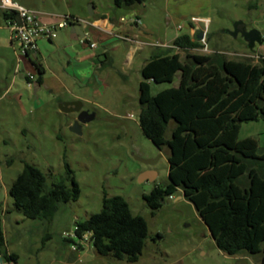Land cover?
Here are the masks:
<instances>
[{
	"label": "rangeland",
	"instance_id": "obj_1",
	"mask_svg": "<svg viewBox=\"0 0 264 264\" xmlns=\"http://www.w3.org/2000/svg\"><path fill=\"white\" fill-rule=\"evenodd\" d=\"M47 1L59 13L70 6L73 13L84 10V14L90 13L93 2L100 12L112 13L116 19L124 17V24L129 19L125 13L134 9L142 17L138 40L146 44L129 58L130 44L114 33L108 41L113 44L109 57L101 55V67L95 77H90V84L86 81L81 85L62 73V69L71 75L75 73L66 66L68 55L75 53L68 48L71 46L61 43L59 47L42 48L40 57L48 69L59 71L66 88L83 97V110L96 115L82 126V134L78 135L70 130L77 114L64 113L59 108V100L73 99L71 92L63 90L62 95L55 97L46 87L29 89L25 81L15 77L14 47L20 53L18 43L13 45L10 37L2 36L0 87H6L15 78L14 91L22 94L21 102L13 98V92L0 99V203L8 209L6 239L8 249L19 257L18 264H235L217 249L194 205L181 193L166 198L156 211L144 200V195L150 194L156 185L168 183L169 150L159 149L141 130L139 85L142 65L154 48L172 46L177 36L189 32L194 38L198 35L197 30H191L192 17L207 18L210 22L208 28L198 24L199 29H207L204 47L181 51L183 60L188 53L210 54L216 50L231 59L246 58L257 63L264 56V42L250 50L242 36L233 38L227 31L233 30L236 21H243L248 29L259 30L264 38V0H145L133 8H118L114 0ZM5 58L7 64H1ZM48 76V82L56 81L51 72ZM179 81L177 73L172 83H151V93L156 95L176 87ZM174 127L175 122L171 121L167 138ZM248 137L257 139L264 151L263 119L242 123L239 138ZM136 157L156 162L147 165ZM65 162L80 186L79 200L61 203L50 220L26 219L9 194L24 164L38 167L46 176V190H50L62 181L72 186ZM146 173L155 174L154 180L140 182ZM105 195L124 197L133 215L142 216L148 223L146 245L135 263L100 256L90 243L83 250L74 251L73 243L64 240L66 234L74 233L77 222L101 211Z\"/></svg>",
	"mask_w": 264,
	"mask_h": 264
},
{
	"label": "trees",
	"instance_id": "obj_2",
	"mask_svg": "<svg viewBox=\"0 0 264 264\" xmlns=\"http://www.w3.org/2000/svg\"><path fill=\"white\" fill-rule=\"evenodd\" d=\"M144 1L114 0V4L132 8ZM202 47L197 37L179 35L172 47H159L141 68L139 125L155 146L169 150V181L156 185L144 200L156 211L166 198L181 193L194 205L219 251L260 256L264 264V151L257 139L239 138L242 123L264 120V56L254 63L216 50L188 53L184 60L180 55ZM31 63L41 84L43 67L36 60ZM177 73L178 86L152 95L151 83H172ZM171 121L175 127L167 138ZM65 166L72 186L62 181L46 190L45 174L24 164L9 194L26 219L50 220L61 203L79 200L80 186L67 162ZM3 219L0 203V256L8 264H18V255L8 249ZM86 233L98 255L135 263L149 228L142 216L133 215L124 197L105 195L99 213L76 223L75 236ZM64 240L76 244L74 238Z\"/></svg>",
	"mask_w": 264,
	"mask_h": 264
},
{
	"label": "crops",
	"instance_id": "obj_3",
	"mask_svg": "<svg viewBox=\"0 0 264 264\" xmlns=\"http://www.w3.org/2000/svg\"><path fill=\"white\" fill-rule=\"evenodd\" d=\"M14 1L25 8L34 10L37 13H39V17L41 18V20L46 23H53L62 16H72L89 22V25H86L84 23H78L70 27H67L63 30H59L57 38L52 41H48L45 39H40L41 41L39 40L41 44L39 49L40 51L38 52L36 61L43 67L44 70L41 84H38L37 82L32 85L28 84L26 73L27 72L37 73V69L31 63V60L29 58L21 56L20 53H18V51H16L14 47V54L17 56V62L14 65V68L15 70L17 68L19 69V73H16L17 75H15V77L17 78L20 77L21 80L25 81L29 89L34 90V88L39 89L46 87L47 89H51L50 94L55 97L56 95L58 97L62 95V93L64 92L63 90H68L69 92H71L70 89L66 88V84L63 81V75L59 74V71H55L51 69V67H49L48 69L47 65L43 61L44 59L40 57L42 56L40 55L42 48L49 46L59 47L61 43L64 46H71L68 48L70 49L73 48L75 53H70L68 55L69 62L66 66L68 68L72 67L75 70V73L74 75H71L70 73H67L68 71L66 69H62L63 70L62 73H64V75L67 76L69 79H71L75 84H80V85L84 84L86 81L89 82L88 84L91 83L92 78L90 77L92 76L94 78L96 75L95 73H97V69L101 67V63H100L101 55H104L106 59L109 57L110 48L112 47L113 44L109 43L108 41L110 40L111 36L114 35V33H117L119 38L120 36L125 35L129 39V40H124L126 43L130 44V51L128 54L129 58H132L133 53H135L140 48H142V45L138 43L140 42L138 40V30L140 29V25H138L135 22L137 18L142 19V17L140 13H138V11L134 9H129L128 12L125 13V16L129 19L125 21L124 24V21H122L124 17H120L119 19L118 18L116 19L115 17H113L112 13L100 12L97 9L95 3L93 2H92L93 14L90 15V13L84 14V10H82V12L80 13H73L74 11L70 6L64 7V12L59 13L56 7L50 6L48 4L47 0H14ZM116 30H119V32H116ZM0 31H2V35H0V40L2 39V36L4 34L7 37H10L11 40V31L8 27L7 19L2 9H0ZM39 41H38V47H39ZM69 41H71L72 43ZM102 42L103 44L107 42L106 43L107 45H103ZM11 43L14 45V42H12V40ZM91 43H96V48H92L90 46ZM134 44L136 46H133ZM172 46H168V47H172ZM160 50H161L160 48H154L152 50L150 57L145 61V63L151 58V56L156 51H160ZM19 59H21V61H19ZM7 61H8L7 58H5L3 61H1V64L3 63L6 65ZM48 72L52 73V77L56 80L55 82L54 81L51 83L50 81L48 82L49 80ZM16 85H17V80H15L14 78L9 85H6V87H0V99L4 98L5 96L13 92L14 95L13 98L18 99L19 102H21L22 94L20 92H17V90L14 91V87ZM71 95L73 99L69 101L59 100L60 101L59 103L61 104L63 102L84 100L83 97L79 94L71 92ZM3 210H4L3 226L5 231V226L8 222V220L5 218V213L8 212V209L6 206L5 207L3 206ZM229 257H231V259L234 261L235 264H260V256H253L243 253L240 255L229 256ZM2 264H8V263L3 261Z\"/></svg>",
	"mask_w": 264,
	"mask_h": 264
},
{
	"label": "built area",
	"instance_id": "obj_4",
	"mask_svg": "<svg viewBox=\"0 0 264 264\" xmlns=\"http://www.w3.org/2000/svg\"><path fill=\"white\" fill-rule=\"evenodd\" d=\"M0 9H2L5 14H9L7 24L11 31L12 42L18 43L20 55L30 60H36L37 58L39 52L38 41L40 39L52 41L57 38L59 30H63L78 23L89 25V22L72 16H62L53 23H46L41 20L39 13L19 5L14 0H0ZM122 21H124V19ZM135 22L140 25L142 20L137 18ZM191 22L194 24L191 30L205 32V36L201 40V43L205 42L207 29H199L198 24L203 23L208 28L210 20L207 18L192 17ZM120 38L129 40L125 35L120 36ZM138 43L142 46L146 44L145 42ZM90 46L96 48V43H91ZM19 61H21V59H19ZM16 73H19L18 68L16 69ZM26 78L28 84L32 85L37 82L38 73L27 72ZM65 237L77 239L78 242L76 241V244H73L74 250L79 249L81 246L85 248L89 246L90 243V233L84 234L82 238H77L74 231L72 234H66ZM3 261L4 260L0 256V264H2Z\"/></svg>",
	"mask_w": 264,
	"mask_h": 264
},
{
	"label": "water",
	"instance_id": "obj_5",
	"mask_svg": "<svg viewBox=\"0 0 264 264\" xmlns=\"http://www.w3.org/2000/svg\"><path fill=\"white\" fill-rule=\"evenodd\" d=\"M93 14L92 9L90 10V15ZM229 35L233 38H237L239 35L242 36L244 41L247 43L250 50L254 49L256 44H262L263 36L261 32L257 29H248L247 25L243 21H236L233 26V30L227 31ZM205 36V32L201 31L197 35V39L201 41ZM61 112L64 113H76L77 118L74 123L70 126V130L78 135L82 134V126L86 123L91 122L95 119V113H90L83 110V101L76 100L71 102H63L59 105ZM138 161L143 162L147 165L155 164L156 160H145L139 157H136ZM155 174L146 173L140 177V182L145 180H154ZM183 196V195H182Z\"/></svg>",
	"mask_w": 264,
	"mask_h": 264
},
{
	"label": "flooded vegetation",
	"instance_id": "obj_6",
	"mask_svg": "<svg viewBox=\"0 0 264 264\" xmlns=\"http://www.w3.org/2000/svg\"><path fill=\"white\" fill-rule=\"evenodd\" d=\"M76 120V119H75Z\"/></svg>",
	"mask_w": 264,
	"mask_h": 264
}]
</instances>
